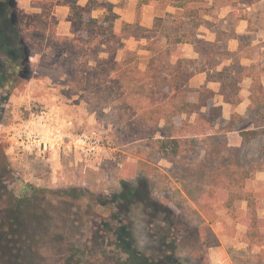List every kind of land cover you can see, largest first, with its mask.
Listing matches in <instances>:
<instances>
[{
  "label": "rangeland",
  "instance_id": "1",
  "mask_svg": "<svg viewBox=\"0 0 264 264\" xmlns=\"http://www.w3.org/2000/svg\"><path fill=\"white\" fill-rule=\"evenodd\" d=\"M89 1L109 26L119 59L135 50L145 69V47L157 38L181 54L194 73L191 100L207 87L219 91L213 73L240 75L241 103L221 95L210 102L223 105L218 125L232 113L247 114L250 73L264 82V0H197L184 8L178 7L184 0H12L15 20L20 9L47 11L51 19L16 37L26 54L22 70L12 69L10 52L0 46V264H131L115 229L122 224L131 249L152 250L153 264H264L263 140L250 142L244 155L257 167L245 188L263 199L259 238H253L246 201L229 208L228 191L215 177L196 176L204 159L192 152L204 138L176 163L159 154L158 126L154 138L128 135L111 101L105 113L91 110L94 87L81 72L94 46L63 39L74 37L72 6ZM191 9L196 17L188 16ZM227 138L231 146L243 144L237 130ZM232 158H221L220 166ZM132 186L141 195L128 202L125 189ZM15 197H27L34 212L10 231L4 219L13 217Z\"/></svg>",
  "mask_w": 264,
  "mask_h": 264
},
{
  "label": "trees",
  "instance_id": "2",
  "mask_svg": "<svg viewBox=\"0 0 264 264\" xmlns=\"http://www.w3.org/2000/svg\"><path fill=\"white\" fill-rule=\"evenodd\" d=\"M11 1L0 0V46L10 52L9 64L15 72H18L22 70L20 62L25 59L26 54L24 45L21 46L16 37L31 31L44 21H49L51 17L47 11L29 13L20 9L15 20ZM190 1L197 0H184L178 4V7L184 8ZM93 10V1H89L86 5L74 4L70 21L74 32L79 33L73 32L74 37L63 38L72 43L78 38L94 46L90 51L93 55L89 57L88 70L81 72L82 79L87 75L94 87L91 95V110L96 114L105 113V109L109 106L107 103L111 101L115 109H118V125L125 128V133L128 135L149 133V136L154 138V128L158 126L159 154L176 163L183 162V159L189 155L191 144L194 147L200 146L198 140L204 138V144L200 146L201 150L192 152L204 159L196 169L198 170L196 176L199 175L201 181L209 177V174L211 178L215 177L216 184L228 191L225 204L229 208L246 201L250 211L247 234L259 238L258 212L263 207V199L245 188L247 180L255 176L257 167L252 166L251 161L244 155L250 142L262 139L259 166L264 167V82L261 77L255 73L249 74L252 77V87L247 116L235 112L226 124L218 125L223 116V105L210 102L217 95H221L226 103L231 105L241 103L243 97L240 93V75H233L225 70L213 73L211 78L220 83L219 91L207 87L200 92L197 100H191L188 85L194 73L186 70V61L181 54L174 55L163 45L162 39L157 38L154 46L145 47L149 52V62L145 69L141 67V61L135 50H129L123 59H119L117 50L111 42L112 34L109 26L102 22L101 17H95ZM188 14V16L198 15V10L191 9ZM108 20L107 17L106 21ZM200 22H196L195 26H199ZM74 54L81 55L82 52L77 51ZM174 56L178 59L175 63H171L170 57ZM150 127L151 131H149ZM236 130L243 144L234 147L229 145L227 133ZM229 154L233 157L230 165L220 166V159ZM214 189H209L211 190L208 191L209 195H213ZM125 193L128 202L133 201L135 196L141 195L140 190L134 186L126 187ZM28 203L27 197L14 198L13 217L4 219L9 224L8 230L13 231L18 228L26 215L34 212L28 207ZM115 229L121 236L119 242L130 250L131 264H153L157 258L152 250L146 249L140 254L137 250L131 249L133 241L125 225H118ZM52 237L53 235L49 237V241ZM0 240H3V236ZM161 244L166 245L164 241Z\"/></svg>",
  "mask_w": 264,
  "mask_h": 264
}]
</instances>
